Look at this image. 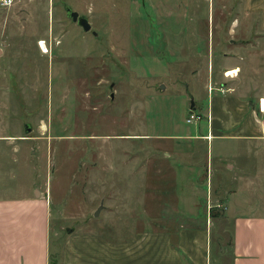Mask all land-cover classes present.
<instances>
[{"label":"rangeland","instance_id":"rangeland-1","mask_svg":"<svg viewBox=\"0 0 264 264\" xmlns=\"http://www.w3.org/2000/svg\"><path fill=\"white\" fill-rule=\"evenodd\" d=\"M68 7L89 19L90 32L68 17ZM259 21L264 27V0H14L0 7V198L39 191L51 202L57 259L70 235L129 240L207 219L217 255L234 236L233 221L223 218L230 201L215 208L208 199L212 190H239L235 206L260 205L264 214V145L220 161L196 136L207 134L208 107L223 95L216 73L250 63L239 74L251 82L264 64ZM234 42L250 44L252 56L224 60L238 52ZM255 90L264 94V79ZM190 111L204 120L188 124ZM177 145L196 149L203 174L196 194L173 183L165 163ZM224 161L243 180L228 177Z\"/></svg>","mask_w":264,"mask_h":264},{"label":"crops","instance_id":"crops-1","mask_svg":"<svg viewBox=\"0 0 264 264\" xmlns=\"http://www.w3.org/2000/svg\"><path fill=\"white\" fill-rule=\"evenodd\" d=\"M260 10V6L250 8L253 14L262 13ZM260 24L261 33L264 34V27L261 22ZM234 46L238 52L224 55V60L231 61L235 55L246 58L252 56L250 44L239 46L234 42ZM251 47L255 49L254 46ZM251 65L249 63L247 68ZM247 68L231 63L216 73L215 84L223 85L220 88L223 95L217 98L216 105L213 106L215 101L212 100V105L210 103L208 107L207 134L196 136L198 141L207 142L208 149L212 145L211 154H215L220 161L238 157L236 152L245 148L252 151V148L264 145V111L260 108L264 94L260 95L262 93H256V90L252 92V86L260 84V79H264V64L256 69V75L250 76L251 82H245V77L239 74ZM233 70H239L238 75L230 78L226 72ZM230 81L232 83L229 84ZM256 81L258 82L255 83ZM195 150L193 145H177L173 151L175 158L165 162L173 169V183L186 186L193 194L200 191V178L203 176L202 169L194 158ZM181 156L193 159L180 160ZM223 163L221 166H226L228 177L234 176V182L238 177L243 180L237 166L235 168L230 162ZM208 183L209 168L207 185ZM215 193L214 196L212 190V198L208 199H213L218 204L215 208L221 207L218 203L220 199L224 203L222 206H225L223 199L230 201L229 210L224 209L223 218L233 221L234 229V236L228 247L223 248L220 243L217 255L213 248V221L207 219L205 225L189 227L175 223L176 225L171 224L161 232L141 233L129 240L110 239L100 234L70 235L63 244L58 259L53 257L51 251V202L43 197L37 198L36 195L0 198V264H264V214L261 206L243 203L235 206L239 190H232L228 194L225 190ZM230 209L231 215L227 214ZM173 211L180 216L178 218L182 216L188 220L185 211ZM188 214L194 215V212ZM174 229L176 241H173L170 231ZM227 256L230 261L225 259Z\"/></svg>","mask_w":264,"mask_h":264},{"label":"water","instance_id":"water-1","mask_svg":"<svg viewBox=\"0 0 264 264\" xmlns=\"http://www.w3.org/2000/svg\"><path fill=\"white\" fill-rule=\"evenodd\" d=\"M67 13H68V17L76 24H78V26H80L84 32L88 33L92 30V25L89 21V19L85 16H81L78 12L73 11L71 8H67ZM95 36L97 35V33H93ZM113 87V86H111ZM112 98H114V95H112ZM192 110L195 109V105L194 103H192ZM26 129V133H30L32 131L31 128H29V125L25 126ZM40 192L36 191V197H39ZM100 210H98L95 214V216H99Z\"/></svg>","mask_w":264,"mask_h":264},{"label":"built area","instance_id":"built-area-1","mask_svg":"<svg viewBox=\"0 0 264 264\" xmlns=\"http://www.w3.org/2000/svg\"><path fill=\"white\" fill-rule=\"evenodd\" d=\"M14 0H0V7H4V8H7V7H10L12 4H13ZM212 89V87H211ZM209 119V117H208ZM204 120V116L195 112V111H190L187 119H186V122L188 124H199L201 123L202 121Z\"/></svg>","mask_w":264,"mask_h":264},{"label":"bare ground","instance_id":"bare-ground-1","mask_svg":"<svg viewBox=\"0 0 264 264\" xmlns=\"http://www.w3.org/2000/svg\"><path fill=\"white\" fill-rule=\"evenodd\" d=\"M41 45H42L41 47L43 48L44 52H49L47 50V47L45 46L44 42ZM238 72H239V70L229 71L227 73V76L234 77V76L238 75ZM261 108L264 111V98L261 100Z\"/></svg>","mask_w":264,"mask_h":264}]
</instances>
